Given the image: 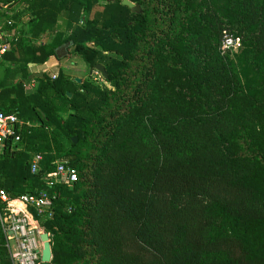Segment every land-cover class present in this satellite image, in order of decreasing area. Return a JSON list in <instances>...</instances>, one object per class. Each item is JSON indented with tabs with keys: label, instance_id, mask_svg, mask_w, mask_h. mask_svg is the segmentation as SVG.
Wrapping results in <instances>:
<instances>
[{
	"label": "trees",
	"instance_id": "trees-1",
	"mask_svg": "<svg viewBox=\"0 0 264 264\" xmlns=\"http://www.w3.org/2000/svg\"><path fill=\"white\" fill-rule=\"evenodd\" d=\"M122 1L0 0L22 5L3 61L36 81H0V109L23 122L0 190L50 197L51 264H264V80L247 92L222 53L229 37L264 54V0H129L139 14ZM70 41L64 59L105 83L28 80ZM59 164L76 181L49 185Z\"/></svg>",
	"mask_w": 264,
	"mask_h": 264
},
{
	"label": "built area",
	"instance_id": "built-area-1",
	"mask_svg": "<svg viewBox=\"0 0 264 264\" xmlns=\"http://www.w3.org/2000/svg\"><path fill=\"white\" fill-rule=\"evenodd\" d=\"M8 26L11 23L8 22ZM0 25V63L5 55L11 51L12 43L17 39V32L13 28L10 32L1 30ZM240 40L227 39L223 41L222 49L239 46ZM23 126L16 115L5 114L0 109V155L6 151H13L20 142V129ZM42 156L36 155L31 161V171L34 173L39 168ZM53 183L66 185L76 181L74 170L65 164L57 165L53 173ZM51 199L44 193L26 194L15 200L9 198L7 193L0 190V231L4 239L11 264H39L42 248L39 235L44 233L41 220L50 217Z\"/></svg>",
	"mask_w": 264,
	"mask_h": 264
},
{
	"label": "rangeland",
	"instance_id": "rangeland-1",
	"mask_svg": "<svg viewBox=\"0 0 264 264\" xmlns=\"http://www.w3.org/2000/svg\"><path fill=\"white\" fill-rule=\"evenodd\" d=\"M202 0H196V2H201ZM218 5L224 7L227 4V0H220L217 2ZM26 20V17L22 18ZM227 39H230L227 37ZM40 41H36L34 46H38ZM223 54H227L233 64L239 69L242 84L247 92L255 93L258 89V84L264 80V54L253 59L249 54V48H246L240 41L239 46H234L228 49H222ZM0 65V81L7 78L8 82H22L24 89L27 91L31 86L36 85V81L25 82L22 77L24 73L19 70V65L12 64L6 60L2 61ZM59 69L65 71L72 79L76 80H86L93 79L94 81H99L100 83H105L103 78L98 73L97 70H88L84 63L78 57H68L62 61H57L55 58H51L44 65L38 67H29L26 74L42 73L45 72L51 77H56ZM28 81V80H27Z\"/></svg>",
	"mask_w": 264,
	"mask_h": 264
},
{
	"label": "water",
	"instance_id": "water-1",
	"mask_svg": "<svg viewBox=\"0 0 264 264\" xmlns=\"http://www.w3.org/2000/svg\"><path fill=\"white\" fill-rule=\"evenodd\" d=\"M122 5L126 6L127 8L130 9L132 13L139 14L141 13V7L138 4H135L129 0H123ZM73 46V42H68L66 44H63L55 49V56L58 60H62L65 57L69 55V49ZM96 70L101 72L105 78V73L103 71V68L99 65L96 66ZM43 77V73H34L28 76V80H32L34 78H41ZM79 82V80H76ZM68 96L70 94L68 93ZM73 141H76V138L73 139ZM39 239L42 244L41 252H40V263L39 264H51V246H50V241H49V236L47 233H42L39 235Z\"/></svg>",
	"mask_w": 264,
	"mask_h": 264
},
{
	"label": "crops",
	"instance_id": "crops-1",
	"mask_svg": "<svg viewBox=\"0 0 264 264\" xmlns=\"http://www.w3.org/2000/svg\"><path fill=\"white\" fill-rule=\"evenodd\" d=\"M0 25H4V23L6 22L5 20H7L10 16L16 14L17 12H19L22 9V5H19L17 7H13V8H7L6 6H2L0 5ZM23 14V13H22ZM26 13H24L25 15ZM26 16H23V18Z\"/></svg>",
	"mask_w": 264,
	"mask_h": 264
}]
</instances>
